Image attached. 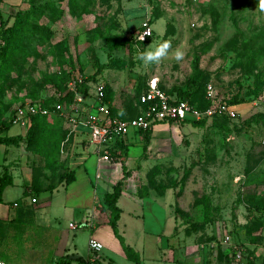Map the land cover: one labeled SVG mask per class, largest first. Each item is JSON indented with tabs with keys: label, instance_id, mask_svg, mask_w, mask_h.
Wrapping results in <instances>:
<instances>
[{
	"label": "rangeland",
	"instance_id": "rangeland-1",
	"mask_svg": "<svg viewBox=\"0 0 264 264\" xmlns=\"http://www.w3.org/2000/svg\"><path fill=\"white\" fill-rule=\"evenodd\" d=\"M144 21L152 28L149 43L134 37ZM10 26L14 33L5 31ZM42 27L50 30L49 36ZM116 36L125 37L126 43L115 45ZM58 42L66 48L64 69L71 78L77 73L92 75L96 60L103 65L96 81L111 89L110 116L137 115V97L152 79L165 90L184 87L194 61L202 73L194 108L202 111L225 102L238 111L234 120L215 116L199 119L202 124H194L197 120L191 118L157 122L151 134L140 133L139 138H131L132 143L104 154L118 161L129 149L137 162L132 170L139 172L138 194L156 199L161 208V218L143 222L141 216L132 218L128 213L133 206L128 195L118 199L123 209L118 234L139 262L123 252L109 223L111 215L99 221L96 213L94 222L80 225L83 208L74 195L66 197L72 189L59 187L47 203L43 200L50 191L33 193L38 199L32 203L34 210L61 208L65 202L76 207L75 215L64 223L72 250L76 246L74 256L90 254L88 241L93 238L103 245L99 264H224L221 251L228 254L230 246L222 243V237L229 234L232 244L244 249L246 260L264 264V12L260 0H1L0 124L11 121L15 106L54 95V86L41 83L45 76L59 72ZM162 42H170L169 55L145 66L138 55ZM179 47L185 55L176 61L172 54ZM208 83L214 88L213 100L205 97ZM30 90H35L34 97L29 96ZM86 112L79 108L73 119L65 106L63 114L47 118L37 146L29 148L23 142L35 157L36 181L53 187L76 156L93 152L94 144L85 146ZM24 129L12 124L7 134ZM76 158L74 170L82 167L76 168L80 163ZM96 201L101 205L99 194ZM104 207L100 209L110 211ZM42 217H48L46 211ZM69 221L78 227L68 228ZM37 224L29 223L27 240L14 238L5 246L22 264H43L40 253L47 245L43 234L48 229ZM145 225H152L153 234L142 233Z\"/></svg>",
	"mask_w": 264,
	"mask_h": 264
},
{
	"label": "crops",
	"instance_id": "crops-1",
	"mask_svg": "<svg viewBox=\"0 0 264 264\" xmlns=\"http://www.w3.org/2000/svg\"><path fill=\"white\" fill-rule=\"evenodd\" d=\"M85 110L88 111L89 108L87 107L85 108ZM50 117H53V115L47 116V118ZM28 126L29 122L28 125L23 126L25 128L24 131ZM84 129L87 136V138L85 137L86 146L89 143L88 129L86 127H84ZM153 130L154 126L152 127V132ZM7 131L8 129L1 132L0 135L15 136L24 134L23 131L18 134L8 135ZM138 135L139 134H132L128 136L127 138L123 139V143L125 145L132 143V140L134 138H139L137 137ZM150 147L148 145L149 150ZM113 148L117 149V147L115 146H112L109 149ZM17 149H22V152H15L14 150ZM104 154H107V152L98 151L95 147L93 149V152L88 151L86 154L76 156L79 158L78 161H80V163L78 162L76 164V168L80 166L82 167L81 169H72V166L77 159L75 157L69 169V171H73L74 174V180L71 183L66 184L64 181H60L57 182L53 187L48 188L43 180L38 181V192L43 193L45 192V190L51 192L50 196L46 197L43 201H45V203L49 202L51 199V194L59 187L70 190L72 189V191H70L71 194H68L69 196H67L66 193V197L74 195L77 198L76 201H78V204H76L78 205V207L80 208L81 206L83 208L81 211H79L80 223L85 222L88 218L90 219V223L94 222L95 217L93 216H95L96 213V215H98L99 221L106 220L107 217L109 219L110 211L107 209H100L105 206L104 195L105 193L112 190L113 185L117 181L122 180V191L119 198L123 195H128L129 200L131 202L133 201V206H131V209L128 210V213L132 218H139V216H141L143 222L146 221V218H149V222H151L155 218H157V216H160L159 214L161 212V208L159 204L157 205L155 203L156 199L150 196L138 194L137 181L139 178L137 176V173L139 172H137L138 170H132L134 169V167H136L137 169V162H135L133 156H129V149L128 153H126L127 155L118 158V161H110L108 156ZM34 158L35 157L31 152L26 151L23 148V142L19 145H5L0 143V174L3 171H7L8 174L12 177L11 184L7 185L3 189L1 196L2 202L0 203V258L9 264H22L20 259L13 258L12 255H10L7 250H5V246L11 245L14 238L18 240H20V238L27 240V229L31 221L37 222L39 223L37 224L38 226L41 225L48 229L43 234L44 238L47 240V245L44 249L41 250L40 253V256H44L43 264H48L53 261L63 262L72 261L73 259L79 260V258L83 259V257L86 258L89 255L88 252L84 256L79 254L76 255L77 257L74 256L73 251L76 249V246L73 244V247L75 249L72 250V245H70L69 238L65 233L67 229L64 227V223L71 216L75 215V206H67V202H65V204L61 208L52 210H50L49 208H47V210L43 208L40 210H34V208L32 207V203L38 202V199L34 195H32L33 192H31L30 188L34 178V165L32 164ZM129 160H133V162H129ZM83 162L85 165H82ZM123 165L125 166L127 171V174L125 175L122 169ZM15 177H17L19 181H16ZM93 179L94 182H92ZM90 185L92 186V188L90 187ZM98 194L100 195L101 205H98L96 203V196H98ZM29 196L30 202L27 200ZM32 198H34L35 201H32ZM116 204L120 209V219L121 214L123 213V209L118 205V200ZM45 211L48 214V217L46 219H43L42 215ZM162 212V215L165 219L168 214L167 205H164V210L162 209ZM70 223L72 222H68V228H70ZM151 226L152 225H150L149 227L146 226V229L145 227L142 228V233L153 234V228H151ZM158 229H154L155 233ZM35 255L36 253H33V257H35ZM219 263H217L216 261L212 262V264Z\"/></svg>",
	"mask_w": 264,
	"mask_h": 264
},
{
	"label": "built area",
	"instance_id": "built-area-1",
	"mask_svg": "<svg viewBox=\"0 0 264 264\" xmlns=\"http://www.w3.org/2000/svg\"><path fill=\"white\" fill-rule=\"evenodd\" d=\"M152 36V28L148 21H144L134 37L136 40H143ZM84 75L77 73L68 82V90L73 92L72 100L68 103L56 101L51 106H46L41 102H26L15 106L11 122L22 126L28 125L29 118L34 115L50 116L57 113L63 114L65 106L70 110L71 117H78L79 108H89L86 113L84 126L88 129V142L94 144L98 151L108 152V149L116 144L118 140H123L132 134L146 130L157 122H178L185 119L199 120L211 117H227L234 120L238 116L235 105L222 102L215 106H209L205 110H196L188 101L177 100L170 96L165 90L159 87L157 80L152 79L147 82L146 89L141 92L137 101L138 113L130 118H117L110 116L109 107L105 102V86L101 81L89 82L87 93L80 92L78 86L85 81ZM56 98L63 96L61 92L54 91ZM94 101L89 100L90 97ZM205 97L208 100L214 98V88L208 83L205 88ZM190 116V117H187ZM32 201H35L32 198ZM90 219L80 225H88ZM70 228L78 226L69 224ZM222 243L230 246L227 248L229 264H248L245 259L243 248L240 245H233L229 234L222 237ZM233 245V246H232ZM90 254L83 259L76 261H53L49 264H99L98 252L103 248L102 243L90 238L88 241ZM0 264H9L0 258Z\"/></svg>",
	"mask_w": 264,
	"mask_h": 264
},
{
	"label": "trees",
	"instance_id": "trees-1",
	"mask_svg": "<svg viewBox=\"0 0 264 264\" xmlns=\"http://www.w3.org/2000/svg\"><path fill=\"white\" fill-rule=\"evenodd\" d=\"M36 10H37V7L32 8L33 13H35ZM42 29H43V33H46V34H48L47 36H49L50 30L48 28H45V27H42ZM13 30H14L13 26H10V27L5 29V31L10 32V33H14ZM19 30L22 31L21 28ZM19 30H17V31L19 32ZM108 38L111 39V36L107 37L106 39H108ZM116 38H117L116 41L113 39L115 45H122V44L126 43L127 39L125 37L116 36ZM144 41L146 43H149L150 37L146 38ZM55 48H56L55 56L57 59V63L59 65V72L45 76L42 79L41 86H43V84H50V85L55 87V91L61 92L63 94V96L58 99V98H56L55 95H53L51 98L46 99V100L37 99L34 101H29L31 103L41 102L42 104H44L46 106H51L56 101H59L62 103H68L69 101L72 100L73 92L69 91L68 86H67L71 77L68 73H66V71L64 69L65 60L63 58H64V53L66 51V48L62 42L56 43ZM4 49H6V47H4ZM95 67L97 68L96 72H94L90 76H86L84 83L78 86V90L80 92H83V93L88 92V90H89L88 83L96 81V76L98 75L97 73L100 71V69L103 67V65L99 64L96 60ZM66 80H67V83L65 85H63V83ZM201 82H202V73L199 69L198 61H194L192 64V74L189 76V78L186 79L184 87L174 86L168 90H165L161 86H159V87L162 88L163 90H165L170 96L176 98L177 100H185V101H188L192 104L194 102L193 98L199 92ZM104 86H105V102L107 103V105L109 107L111 104V99H112L111 98L112 97L111 96L112 95L111 89L107 88V86L105 84H104ZM145 89H146V87L144 88V90ZM34 95H35V90H30L29 96L34 97ZM138 98H139V96L137 97V100H136V106H137ZM111 116L114 117L112 113H111ZM262 116L264 117V115H262ZM223 118L228 119L227 117H223ZM46 120H47V116H45V115L31 116L29 118V126L27 127V129L25 130V133L23 135H15V136H7V135L1 136L0 135V143L5 144V145H19L20 143L24 142L26 147H29V148L37 146L39 144L41 138H42L43 133H44L43 129H44V126L46 125ZM203 122L204 121H202V120L193 121L194 124H202ZM169 123H171V122H169ZM263 123H264V119H263ZM11 125H12L11 121L1 123L0 124V134H1V132L9 129V127ZM140 133L147 136V135L152 133V127L139 132V134ZM114 146L119 149V148L125 146V144H123V140L120 139L116 142L115 145H113V147ZM116 155L118 156L119 154H114V156H116ZM122 169H123L124 175L127 174V171H126V168L124 165L122 166ZM73 180H74L73 171H68V172L62 173L60 176V181H64L66 184L71 183ZM11 182H12V177L8 174L7 171H3L0 174V203L2 202L1 196H2L3 189L7 185L11 184ZM30 188H31V192H33V193H36L39 191L38 181H36L35 178H33V182L31 184ZM121 191H122V180H119L113 185L112 190L110 192L105 193V195H104V203L107 206V208L110 209L111 219H110L109 223H110V226H111L113 233L119 237V240H120L121 245H122V250L125 253L126 257L133 260V261L139 262V257L137 255V253L131 247L125 245L123 243L122 237H120V235L118 234L117 220L119 219L120 209L117 206L116 202H117L119 196L121 195ZM204 217H205V215H204ZM247 251L249 252V250H247ZM221 252H222V257L224 259V264H229L230 261H229L228 254H226L224 250ZM79 259L81 260V258H79ZM248 264H252L251 260H249V259H248Z\"/></svg>",
	"mask_w": 264,
	"mask_h": 264
},
{
	"label": "clouds",
	"instance_id": "clouds-1",
	"mask_svg": "<svg viewBox=\"0 0 264 264\" xmlns=\"http://www.w3.org/2000/svg\"><path fill=\"white\" fill-rule=\"evenodd\" d=\"M260 10L264 12V0H260ZM143 38L144 37H141V40H143ZM170 48V42H162L147 51L141 52L138 55V59L143 62L145 66L159 63L162 59L169 55ZM184 55L185 50L182 47H179L172 54V58L176 61H180L183 59Z\"/></svg>",
	"mask_w": 264,
	"mask_h": 264
}]
</instances>
